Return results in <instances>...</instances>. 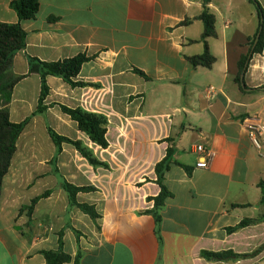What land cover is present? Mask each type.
<instances>
[{
    "label": "crops",
    "instance_id": "obj_1",
    "mask_svg": "<svg viewBox=\"0 0 264 264\" xmlns=\"http://www.w3.org/2000/svg\"><path fill=\"white\" fill-rule=\"evenodd\" d=\"M12 1L0 0V23L18 22ZM257 2L264 9V0ZM249 6L248 0H211L215 36L206 45L214 63L207 69L187 61L204 51L202 0H39L36 17L20 23L26 47L14 55L12 72L25 76L27 57L55 62L82 54L91 60L74 81L95 86L73 88L49 76L47 108L37 115L39 76L27 75L13 87L8 119L30 121L2 181L0 264H45L40 253L58 249L61 231L63 252L74 258L79 251L78 264H264L258 186L264 183V138L256 149L242 124L247 117L264 123V50L252 55L244 73L248 90L235 82L259 23ZM59 106L105 116L108 147L93 144ZM47 128L80 141L107 168L92 167L68 144L56 155ZM166 139H172L173 161L190 174L176 165L165 174L171 197L157 226L144 212L160 190L154 168L166 155ZM197 145L212 154L205 169L196 167ZM61 178L94 188L76 201L94 206L99 230L68 206ZM46 191L31 218L19 213ZM243 219L259 221L226 231ZM69 227L81 233L78 241ZM203 251L255 253L212 262Z\"/></svg>",
    "mask_w": 264,
    "mask_h": 264
},
{
    "label": "trees",
    "instance_id": "obj_2",
    "mask_svg": "<svg viewBox=\"0 0 264 264\" xmlns=\"http://www.w3.org/2000/svg\"><path fill=\"white\" fill-rule=\"evenodd\" d=\"M211 0H202V13L199 19L203 22L204 31L201 36V41L204 44V51L201 55L188 58L187 61L192 68L203 67L210 68L214 63V58L210 55L206 39L214 37V23L215 18L209 12L208 5ZM251 3L258 17V28L254 36L249 40V49L246 55L242 56L238 62V75L235 82L238 84L240 90H248L243 85V76L247 70L248 64L253 54H261L264 50V9L261 8L257 0H248ZM10 8L15 12L18 22L15 24L0 23V195L2 190V181L4 176L7 174L10 167L12 156L16 151V141L20 134L29 123L30 118H26L20 123H11L8 119L9 105L11 102L12 89L13 87L22 80L25 76L36 74L40 78V93L37 103L36 111L33 115L42 114L46 111L44 101L48 95V86L46 83L47 77H56L61 79L69 86L75 87H88L95 86L81 82H75L74 79L77 77L82 65L89 60L90 57L85 55H77L72 58L55 61V62H44L38 59L27 57V74L24 76L15 75L12 72V59L18 52L24 51L26 47V33L22 29L20 23L22 21L33 20L36 17L39 9V0H13L9 4ZM135 73L148 79L142 72L135 70ZM62 113L67 115L73 122L76 123L77 128L80 132L84 133L88 139L98 147L106 149L108 142L106 140V128L107 119L105 116L95 113L86 112L80 108L69 109L64 106H59ZM49 138L56 147V155L60 153L62 144L71 145L86 161L94 168H107V165L99 162L92 155V152L86 148L80 141H72L65 137L57 135L53 130L47 128ZM169 146L166 149L165 157L155 165L154 172L156 175L155 183L159 187L158 195L152 199L153 208L150 211H145L144 214H150L154 218L155 224L158 226L161 221L160 211L164 206L165 201L171 197V193L167 190L164 184L165 174L170 170L172 165L182 167L188 174L190 170L187 167L179 165L173 161V147L172 139H166ZM55 157L51 161L54 163ZM57 174V171L54 170ZM259 188L262 192L261 203L264 204V183H259ZM59 187L66 194L68 206L81 212L82 214L89 217V219L97 226V219L99 218L94 206L87 204H80L76 201V195L78 193H87L94 191L91 187H76L72 184L67 183L64 179H60ZM50 191L44 192L42 195L32 199L27 206H22L19 213L26 212L27 216L31 218L32 212L36 204L47 198L50 195ZM259 219H243L235 227L228 228L227 232H234L246 226L255 224ZM71 228V227H69ZM72 229V228H71ZM77 241L79 240L81 233L72 229ZM63 231L58 233V249L55 251H43L40 254L45 260V264H65L73 262L78 264L80 257L79 251L74 258L70 257L63 252L62 242ZM255 253V252H254ZM252 253V255H254ZM201 255L207 261H230L241 258H247L252 255H238L232 252H219L211 253L203 251Z\"/></svg>",
    "mask_w": 264,
    "mask_h": 264
},
{
    "label": "built area",
    "instance_id": "obj_3",
    "mask_svg": "<svg viewBox=\"0 0 264 264\" xmlns=\"http://www.w3.org/2000/svg\"><path fill=\"white\" fill-rule=\"evenodd\" d=\"M213 90L214 89L212 87L208 88L209 92H212ZM242 124L246 131L249 142L259 150L261 148L262 138H264V123L260 122V120L257 118L247 117L242 120ZM194 151L199 157L196 167L200 169L207 168L212 158L211 152L202 145L195 146Z\"/></svg>",
    "mask_w": 264,
    "mask_h": 264
},
{
    "label": "rangeland",
    "instance_id": "obj_4",
    "mask_svg": "<svg viewBox=\"0 0 264 264\" xmlns=\"http://www.w3.org/2000/svg\"><path fill=\"white\" fill-rule=\"evenodd\" d=\"M249 7H251L252 10L254 9V11H256L253 5L252 6H249ZM220 24H221V21H220L219 25Z\"/></svg>",
    "mask_w": 264,
    "mask_h": 264
}]
</instances>
